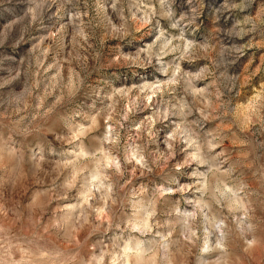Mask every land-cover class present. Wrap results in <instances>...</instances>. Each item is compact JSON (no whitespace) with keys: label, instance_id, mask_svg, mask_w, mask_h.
<instances>
[{"label":"rangeland","instance_id":"374dc122","mask_svg":"<svg viewBox=\"0 0 264 264\" xmlns=\"http://www.w3.org/2000/svg\"><path fill=\"white\" fill-rule=\"evenodd\" d=\"M0 264H264V0H0Z\"/></svg>","mask_w":264,"mask_h":264}]
</instances>
